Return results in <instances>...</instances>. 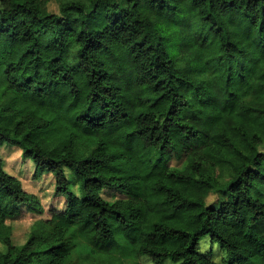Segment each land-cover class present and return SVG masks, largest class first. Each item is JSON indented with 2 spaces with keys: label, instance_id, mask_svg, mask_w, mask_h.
Masks as SVG:
<instances>
[{
  "label": "trees",
  "instance_id": "obj_1",
  "mask_svg": "<svg viewBox=\"0 0 264 264\" xmlns=\"http://www.w3.org/2000/svg\"><path fill=\"white\" fill-rule=\"evenodd\" d=\"M50 1L0 0V146L68 203L15 246L0 160V264H264V0Z\"/></svg>",
  "mask_w": 264,
  "mask_h": 264
},
{
  "label": "rangeland",
  "instance_id": "obj_2",
  "mask_svg": "<svg viewBox=\"0 0 264 264\" xmlns=\"http://www.w3.org/2000/svg\"><path fill=\"white\" fill-rule=\"evenodd\" d=\"M50 11H58V4L55 0L49 2ZM0 160L3 168L8 173L18 177L23 187L30 193L35 194L43 207V212L38 213L31 210L25 204L20 207V212L8 217L7 224L12 228V242L15 246H24L31 234L35 224L39 220L51 219L54 211H63L68 203L66 195L56 193V177L52 173H45L39 179L34 177L35 163L32 159L23 156L20 147L5 142L0 146ZM172 166L183 167L184 162H173ZM104 199L110 203L118 199H125L126 196L115 189H104L102 191ZM215 194L211 193L207 197L208 203L212 202ZM5 249V245L0 242V251ZM201 251L208 253L213 251V257L216 261L222 262L225 252L217 243H212L210 237H205L201 241ZM141 264H154L148 256L141 258ZM162 264H173L171 259H166Z\"/></svg>",
  "mask_w": 264,
  "mask_h": 264
}]
</instances>
